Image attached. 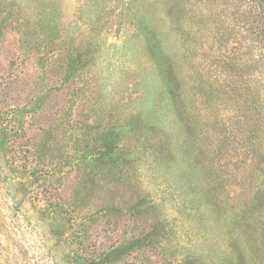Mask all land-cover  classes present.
<instances>
[{
    "label": "rangeland",
    "instance_id": "obj_1",
    "mask_svg": "<svg viewBox=\"0 0 264 264\" xmlns=\"http://www.w3.org/2000/svg\"><path fill=\"white\" fill-rule=\"evenodd\" d=\"M253 0H0V264H264Z\"/></svg>",
    "mask_w": 264,
    "mask_h": 264
},
{
    "label": "trees",
    "instance_id": "obj_2",
    "mask_svg": "<svg viewBox=\"0 0 264 264\" xmlns=\"http://www.w3.org/2000/svg\"><path fill=\"white\" fill-rule=\"evenodd\" d=\"M252 4L251 14L259 23L257 34L260 43L264 46V0H253Z\"/></svg>",
    "mask_w": 264,
    "mask_h": 264
}]
</instances>
